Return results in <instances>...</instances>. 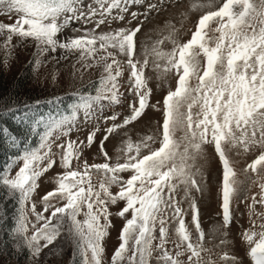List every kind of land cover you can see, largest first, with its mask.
<instances>
[{"label":"snow or ice","instance_id":"snow-or-ice-1","mask_svg":"<svg viewBox=\"0 0 264 264\" xmlns=\"http://www.w3.org/2000/svg\"><path fill=\"white\" fill-rule=\"evenodd\" d=\"M142 3L0 0V15L11 21H0V68H8L34 45L25 67L39 83L42 65L60 66L68 54H79L60 85L64 95L75 97L65 114L45 116L38 111L41 100L22 101L14 90L0 91V135L10 153L0 170V201L14 204L7 229L11 251L6 244L0 252L5 258L24 253L27 264H50L68 247L71 264H218L213 247L228 244L237 205L250 200L245 204L249 226L241 239L250 264H264V211L254 207L264 208V0H222L215 10L211 0L189 5V11L208 10L185 41L170 22L166 37L152 41L142 32L150 13L174 8L186 17L187 11H180L183 0H157L143 12L130 10ZM165 41L171 45L167 51L161 47ZM150 56L161 76L175 75L174 89L155 103L145 76ZM76 63L84 70L99 68L94 94ZM59 74V69L51 74L53 84ZM62 99L50 94L45 102L59 104ZM153 116L158 117L154 122ZM152 123V132L139 135L143 128L138 126ZM73 131L83 132L84 138H70ZM54 134L60 143H54ZM117 143L115 154L109 155L106 145ZM93 146L101 162L84 158ZM206 148L222 166L221 222L214 229L220 238L212 247L205 246L196 196L205 188L197 161ZM234 150L259 151L243 169L254 178L237 179L229 155ZM49 170L57 173L54 186L41 189ZM93 173L100 176L98 184ZM253 185L259 191L249 197ZM112 217L124 223L121 242L106 262L103 241ZM219 261L247 264L245 257L228 251Z\"/></svg>","mask_w":264,"mask_h":264},{"label":"rangeland","instance_id":"rangeland-1","mask_svg":"<svg viewBox=\"0 0 264 264\" xmlns=\"http://www.w3.org/2000/svg\"><path fill=\"white\" fill-rule=\"evenodd\" d=\"M157 2V0H143V3L138 7L134 6L133 9L143 12L144 7L147 3ZM209 0H183V5L180 11H187V16L182 17L179 15V12L174 8H168L167 11H162L161 13H150L148 22L146 25L142 26V32H146L151 37V40L154 41L156 39H160L167 36V29L165 25L167 22H170L174 25L178 30V35L181 41H185L190 38L191 31H194V24L198 21L200 15L204 13V11L208 9H200L193 8L190 11L188 10L189 5L192 4H207ZM213 7L211 10H215L219 4L222 3V0H211ZM16 17L13 15L11 20H14ZM0 21L11 22L8 17L0 15ZM135 21L133 22L134 25ZM77 27V25H73V28ZM107 30V29H105ZM2 39V38H0ZM140 39L144 40L145 36L140 35ZM15 42V38H14ZM170 42L165 41L164 44L161 45L163 50L167 51L170 49ZM34 51V45H28L25 51V54L22 55L18 60L14 61L9 65L8 68H3L4 74L8 79H16L18 77H22L27 79L26 88L29 93H33L35 95H40L43 97H47L50 94L55 95H64L63 91L60 87L64 83V81L68 78V73L65 69L70 70V65L78 60V53L68 54L67 60H62L61 65L57 66L54 64H45L41 66V69L37 73L39 83L33 79V73L29 68L25 67L28 59H31V53ZM57 56H60V51L58 50ZM0 59H2V52H0ZM153 57H149V65L145 69V76L148 79V87L152 89V95L150 96V102L155 103L157 100H161L163 95L166 94L167 90L174 89L175 87V75L174 73H168L166 76H161L160 73L156 72V70L152 67ZM203 64V61H201ZM76 67L80 69V65L76 63ZM59 69L60 74L56 76V83L53 84L51 80V74L56 73ZM83 73L84 83L87 84L89 82L98 83L100 71L99 68H89L87 70L80 69ZM123 83V82H122ZM99 86V84H98ZM123 91V88L121 89ZM73 102V101H72ZM71 102V104H72ZM70 104V103H69ZM70 104V105H71ZM70 107V106H69ZM69 107L62 111H58L60 114H65L68 112ZM120 111V109H116ZM45 116L49 115L51 112L42 111L40 112ZM56 113V112H54ZM79 119V118H78ZM158 119L157 116L152 117V121H156ZM139 128H143V131H139V135H145L149 132H152L155 128V123L149 127L147 125H140ZM179 135V132L177 133ZM79 136L80 139L84 138L83 132L73 131L70 133V138L76 139ZM133 140L137 137L133 136ZM54 143H60L61 140L55 139V134L53 136ZM116 147H119V143L115 147L112 145H106V150L109 151V155H114L116 151ZM55 151V148H53ZM259 154V151L242 153L239 151H232L229 153L230 159L233 161L234 169L237 173L238 180H247L248 177H253L255 174L249 172L245 174L243 169L245 166L253 159H255L256 155ZM85 159H88L89 163L93 162H101V158L96 153V148L93 146L91 153L86 154L84 156ZM198 165H202V171L205 177V188L203 193H197V205L200 210L199 220L201 228L205 233V246L212 247L213 245L218 244L220 234L214 232V229L220 224V217L218 215L220 208V183L222 181V166L219 163L218 158L214 157V153L212 149H205V155L198 159ZM259 168V166H258ZM56 172L49 170L47 175L42 177V181L40 184L41 189L50 188L54 186L56 176ZM92 179L94 183L99 182L100 176L98 173H93ZM259 188L256 185H253L249 190V197H251L252 192H258ZM42 194V193H41ZM250 203L249 201H245L244 204L237 205L238 212L235 214L233 218V222L229 226L228 230V244L219 247H213L212 258L217 260L218 264H223L222 261H219V255H221L224 251H228L230 255H236L238 257H245L247 260V264H250V258L246 257V245L241 239V233L244 228L249 226V216L248 210L245 207V204ZM184 207L187 208V204H184ZM257 212L264 211L259 204L254 206ZM40 206L38 205V210ZM113 213L116 211V208L110 209ZM128 215V214H126ZM255 218V217H254ZM29 219L32 220L31 215ZM259 222V221H258ZM124 220L117 217H112V227L109 228L107 236L104 238V258L106 262H110L111 255L113 254L115 248L121 242L119 239V231L123 227ZM185 223L188 225L189 229L192 228L190 223V216H185ZM170 234H174V226L169 225ZM158 236V230L155 233ZM211 237V241H210ZM156 241H154L155 243ZM131 244V242H130ZM51 247V246H49ZM171 247V245H169ZM130 254V253H129ZM53 258H61V264H71L72 261V251L70 248L65 247L63 249L62 254H58L55 257H52L50 263H53ZM0 264H16L13 263L10 258L6 261L1 258ZM27 264V260L23 263ZM150 264H154L153 261H150Z\"/></svg>","mask_w":264,"mask_h":264},{"label":"trees","instance_id":"trees-1","mask_svg":"<svg viewBox=\"0 0 264 264\" xmlns=\"http://www.w3.org/2000/svg\"><path fill=\"white\" fill-rule=\"evenodd\" d=\"M27 79H24L22 77H18L15 80L14 79H8L6 77V75L4 74V70L3 68H0V91H3L5 89H11L17 92V95H19L20 100L22 101H32L35 99H39L41 100V105L38 109L39 112L42 111H57V110H61L64 109L68 106L69 103H71L75 97H69L67 95H61L63 97L62 102L59 104L53 103V104H48L46 103V99L47 97H43L40 95H35L33 93H29L28 89L26 88V84H27ZM11 82V83H9ZM93 84V88L90 89L89 91L92 92V94H94V89L95 87H98V83H92ZM3 120H0V123H3ZM8 123L12 126V127H16V125L11 122L8 121ZM38 140V137L36 138ZM9 149L6 147L5 143H4V138L2 135H0V170L3 169V166L5 164V160L6 157L9 155ZM14 154V153H13ZM0 197H2V193H0ZM14 212V204L11 200L7 201V202H2L0 201V216H4L5 213L7 214L6 219H0V252H4L5 251V245L8 244V250L7 251H11V242H10V238L7 235V229L10 227L11 225V216L13 215ZM1 258L3 260H7L8 258H10L12 260L13 263L16 264H23L27 259H26V254L21 253L20 255H16L15 253H12L11 255H7V258H5L4 255H0V261ZM59 261V264H61V258H53V261ZM53 264V263H50Z\"/></svg>","mask_w":264,"mask_h":264}]
</instances>
